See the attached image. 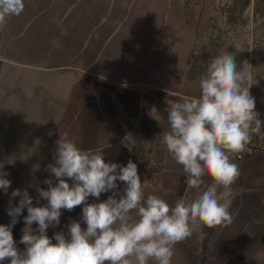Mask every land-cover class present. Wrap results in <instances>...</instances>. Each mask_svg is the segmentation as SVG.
<instances>
[{
  "label": "crops",
  "instance_id": "1",
  "mask_svg": "<svg viewBox=\"0 0 264 264\" xmlns=\"http://www.w3.org/2000/svg\"><path fill=\"white\" fill-rule=\"evenodd\" d=\"M223 50L256 81L250 94L264 121V0H25L20 15L0 24V167L11 181L7 193L0 189V225L21 199L13 190H27L34 207L47 203L37 189L47 190L46 180L55 186L47 166L65 133L106 162L136 163L146 196L170 205L194 199L203 189L187 187L163 143L165 110L200 96L199 81ZM233 162L239 179L218 189L233 222L197 226L175 246L172 264H264V153ZM117 183L122 195L126 185ZM82 207L62 209L48 236L67 237L72 221L86 229ZM26 216L25 208L12 228L20 250Z\"/></svg>",
  "mask_w": 264,
  "mask_h": 264
},
{
  "label": "clouds",
  "instance_id": "2",
  "mask_svg": "<svg viewBox=\"0 0 264 264\" xmlns=\"http://www.w3.org/2000/svg\"><path fill=\"white\" fill-rule=\"evenodd\" d=\"M24 8L25 0H0V24ZM254 83L251 74L238 67L235 54L223 50L201 77L200 96H184L166 108L170 130L163 133V143L182 166L187 187L203 189L194 199L181 197L173 205L145 195L149 181L141 182L132 160L126 166L106 162L102 151L83 149L65 133L57 141L54 163L47 166L55 186L46 180L47 190L37 189L47 203L34 207L27 190L11 193L12 199H21L8 209L11 222L0 225V264H172L175 246L191 238L197 226L231 224L233 213L229 203L221 202L218 189L230 188L239 179L233 155L244 152L252 133L264 126L250 94ZM7 176L0 167L5 193L11 185ZM205 177L211 183L205 184ZM117 182L126 185L122 195ZM109 192L103 202H88ZM81 205L86 229L72 221L67 237L57 232L50 238L47 230L60 224L61 210ZM25 208L26 227L19 241L25 249L20 250L12 228Z\"/></svg>",
  "mask_w": 264,
  "mask_h": 264
},
{
  "label": "built area",
  "instance_id": "3",
  "mask_svg": "<svg viewBox=\"0 0 264 264\" xmlns=\"http://www.w3.org/2000/svg\"><path fill=\"white\" fill-rule=\"evenodd\" d=\"M252 135L253 140L247 145L245 151L233 155L236 161L242 162L258 153H264V131L260 128L258 132H254Z\"/></svg>",
  "mask_w": 264,
  "mask_h": 264
}]
</instances>
